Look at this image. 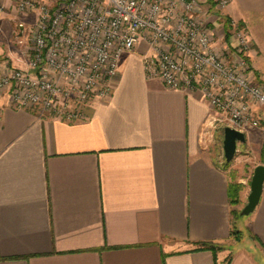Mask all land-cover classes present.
<instances>
[{
    "label": "crops",
    "instance_id": "1",
    "mask_svg": "<svg viewBox=\"0 0 264 264\" xmlns=\"http://www.w3.org/2000/svg\"><path fill=\"white\" fill-rule=\"evenodd\" d=\"M228 1L210 14L213 46L231 40L226 21L237 22L264 87V0ZM6 13L0 72L10 60L27 66L13 58L22 51L6 39ZM140 53L123 54L112 95L91 100L79 121L14 108L0 94V264H264V185L255 210L235 220L228 192L237 183L247 198L261 163L236 153L224 168L218 112L199 90L148 77ZM257 114L264 118V106ZM256 136L237 152L260 158ZM240 220L246 245L235 240Z\"/></svg>",
    "mask_w": 264,
    "mask_h": 264
},
{
    "label": "built area",
    "instance_id": "2",
    "mask_svg": "<svg viewBox=\"0 0 264 264\" xmlns=\"http://www.w3.org/2000/svg\"><path fill=\"white\" fill-rule=\"evenodd\" d=\"M12 1L16 42L30 38L26 68L0 72V94L14 108L79 121L91 100L112 95L123 54L142 45L148 77L199 90L223 128L246 134L261 126L264 87L251 80L244 30L226 21L231 40L213 46L210 14L225 11L228 0Z\"/></svg>",
    "mask_w": 264,
    "mask_h": 264
},
{
    "label": "rangeland",
    "instance_id": "3",
    "mask_svg": "<svg viewBox=\"0 0 264 264\" xmlns=\"http://www.w3.org/2000/svg\"><path fill=\"white\" fill-rule=\"evenodd\" d=\"M207 4L206 5L203 4L202 7H201V9H203L205 11L207 9V7H208ZM12 6H13V1L10 0V2L8 4V7L9 8L8 7L6 8L7 11L5 10V13L7 12L6 13L7 17L10 16V18H11L13 16V19H11L12 21L11 20L10 21H7L8 22V25H9V29H8L9 34L6 37V39H8L9 41H12L11 42L12 45H15V46L18 45L20 47L21 51H22V54H20V55L15 54L16 57H13V58H17V61H22V60L25 61L26 60V63H27L28 62V59H29V55H28L29 50H28V48L30 46V38L28 36L25 37L24 38L25 41H24L23 44H18L16 42V39H15L14 34H13V31L15 30L16 26H15V21H14V16L15 15L14 14L12 15V12H13V7ZM2 13H4V12H2ZM1 31H3V30H1ZM216 37H217V32H213L211 34L212 40L215 41V39H217ZM141 48H142V50H144L142 45H138V46L135 47V49H133L129 53H135L138 50L139 51H142V50H140ZM11 61L12 60H10V64H9L10 66L9 67L15 66V67L19 68L18 66H16L15 64H13V62H11ZM11 64H13V65H11ZM251 80H252L253 83H255L254 82V78H252ZM255 84L260 85L258 83H255ZM217 123L219 124L218 127H219V129L221 131V129H222L223 125H224L223 116L221 114L218 115V122ZM263 129H264V118L262 119L261 126L258 129L250 130V131H248L245 134L246 136L249 135L250 137H253V138L256 136V134L260 137V139H259L256 136V140L257 141L260 140L259 143H260V146H261V150H260L261 151V157L258 158V159L257 158L254 159L252 155L251 156L248 155V158H246L244 156L243 152H237V156L239 157L240 160L241 159H244V161H247L249 164L250 163H253L256 160V161H259L261 164H264V132H263ZM238 148H239L240 151H244L245 149H247V146H244V143H239L238 144ZM255 149L256 148H253L254 151H255ZM222 152H223V150H222ZM219 161H220L221 165H224L225 159H224L223 153L219 156ZM232 162H233V160L230 162L228 168L231 167ZM238 169L236 171H239ZM232 171L233 170H231L230 173L232 175V178H234L233 177L234 176V173H232ZM240 191H241V189H240ZM240 194L241 193L239 192L237 202L233 205L234 210L237 211V212H240L241 209L244 207V205L247 202L246 201L247 198H245V199L240 198ZM242 223H243L242 220H240L238 222H235V226L236 227H235V230H234V234H235V240L237 241L238 245H240V244L246 245L248 243V235L245 232V229H244Z\"/></svg>",
    "mask_w": 264,
    "mask_h": 264
},
{
    "label": "water",
    "instance_id": "4",
    "mask_svg": "<svg viewBox=\"0 0 264 264\" xmlns=\"http://www.w3.org/2000/svg\"><path fill=\"white\" fill-rule=\"evenodd\" d=\"M246 141L244 132L226 126L223 128V156L226 162H231L237 153L239 143ZM264 185V164L257 165L250 180V191L247 197V203L240 211V216H248L258 205Z\"/></svg>",
    "mask_w": 264,
    "mask_h": 264
},
{
    "label": "trees",
    "instance_id": "5",
    "mask_svg": "<svg viewBox=\"0 0 264 264\" xmlns=\"http://www.w3.org/2000/svg\"><path fill=\"white\" fill-rule=\"evenodd\" d=\"M226 36L229 35V27L227 26V22H226V31H225ZM230 162H224V168H227L229 166ZM241 186L237 183H231L229 184V197H230V203L231 205H234L237 202L238 199V195L240 192ZM240 212L235 211L234 209L231 211V217L233 220L237 219L240 214ZM201 249H210L213 252H216V250L221 249V246H214V245H201L200 247Z\"/></svg>",
    "mask_w": 264,
    "mask_h": 264
}]
</instances>
